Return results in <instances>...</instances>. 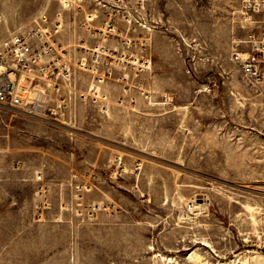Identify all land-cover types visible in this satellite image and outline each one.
<instances>
[{
    "label": "rangeland",
    "instance_id": "1",
    "mask_svg": "<svg viewBox=\"0 0 264 264\" xmlns=\"http://www.w3.org/2000/svg\"><path fill=\"white\" fill-rule=\"evenodd\" d=\"M81 1L63 45L97 8ZM107 5L89 101L60 122L0 107V264H264V85L229 59L264 43V0ZM46 7L0 0V40Z\"/></svg>",
    "mask_w": 264,
    "mask_h": 264
},
{
    "label": "built area",
    "instance_id": "2",
    "mask_svg": "<svg viewBox=\"0 0 264 264\" xmlns=\"http://www.w3.org/2000/svg\"><path fill=\"white\" fill-rule=\"evenodd\" d=\"M56 1L58 10L42 9L29 27L0 40V107L52 122H60L71 101L85 103L95 88L105 84L108 69H102L110 60L109 42L114 29L107 0H89L97 8L84 13L78 25L85 32L84 39L63 45L65 20L74 13L77 0ZM96 15L103 18L95 26ZM229 59L249 85H264V43L251 44L245 53L232 52ZM80 73L88 79L86 92L76 90V75ZM187 209L191 210V205Z\"/></svg>",
    "mask_w": 264,
    "mask_h": 264
},
{
    "label": "bare ground",
    "instance_id": "3",
    "mask_svg": "<svg viewBox=\"0 0 264 264\" xmlns=\"http://www.w3.org/2000/svg\"><path fill=\"white\" fill-rule=\"evenodd\" d=\"M252 218V217H251ZM168 261H170V260H168ZM237 263H239V264H247V262L246 261H237Z\"/></svg>",
    "mask_w": 264,
    "mask_h": 264
}]
</instances>
